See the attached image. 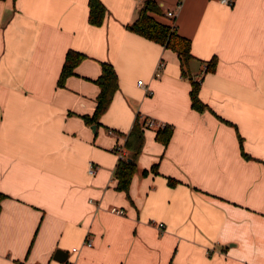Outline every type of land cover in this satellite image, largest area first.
Returning <instances> with one entry per match:
<instances>
[{
    "label": "crops",
    "instance_id": "crops-1",
    "mask_svg": "<svg viewBox=\"0 0 264 264\" xmlns=\"http://www.w3.org/2000/svg\"><path fill=\"white\" fill-rule=\"evenodd\" d=\"M101 1L95 25L89 0H0V264H264V0H156L192 40L201 111L177 52L129 28L145 0ZM69 49L86 57L59 85ZM102 61L119 87L89 123ZM136 119L126 192L115 148Z\"/></svg>",
    "mask_w": 264,
    "mask_h": 264
},
{
    "label": "trees",
    "instance_id": "trees-1",
    "mask_svg": "<svg viewBox=\"0 0 264 264\" xmlns=\"http://www.w3.org/2000/svg\"><path fill=\"white\" fill-rule=\"evenodd\" d=\"M162 10L156 0H145L141 7L137 18L129 24V28L145 37L161 43L162 45L173 49L177 52L181 63L183 75L190 76L188 71L189 62L193 58L191 51L192 40L180 34L175 25L165 23L156 18V14H161ZM106 15V6L101 0H89V21L92 24L100 25L103 23ZM86 55L78 50L69 49L63 64V68L59 78V85H63L68 76L74 74L75 67L83 60ZM216 57L208 62V68H212L216 64ZM191 100L192 106L197 110H204L208 105L200 98V81L193 79L191 76ZM100 87V92L97 96V106L92 115H84L85 120L89 123H98L101 115L109 107L115 92L119 87L118 74L114 65L108 61L101 62V73L95 79ZM173 128L169 124L159 128L157 137L162 142L167 143L171 138ZM145 141L142 122L136 119L131 131L126 136L124 147L128 149V153L124 156H119L118 162L114 170V176L117 181V188L120 190L129 191L130 183L136 172L137 158L142 151ZM120 151L119 147L115 148ZM155 170V165L152 166ZM147 171V170H146ZM173 184L175 181L170 179ZM0 193V198L2 197ZM172 264V263H171Z\"/></svg>",
    "mask_w": 264,
    "mask_h": 264
},
{
    "label": "built area",
    "instance_id": "built-area-1",
    "mask_svg": "<svg viewBox=\"0 0 264 264\" xmlns=\"http://www.w3.org/2000/svg\"><path fill=\"white\" fill-rule=\"evenodd\" d=\"M137 1H144V0H137ZM221 1L224 2V3H226V4H228V5H232L234 3V0H221ZM166 14L169 15V16H175L176 13H175V10L169 9L166 12ZM163 66H164V61L163 60H160L159 63H158V67L156 69V75H160V70H161V68ZM138 82L140 84H142L143 83V80L140 79ZM145 125L148 126V127H158V128H162V127L165 126V123L162 122V121H157L156 119L150 118V119L146 120ZM109 132L112 133L113 130L112 129H109ZM118 147H119V150H120L118 152L119 153V156H124L126 154V151L124 149V145L123 144H120V145H118ZM95 171H96V166L91 165L89 167V173L94 174ZM110 210L112 212H115V213H118V214H125L126 213L125 209H123L121 207H117V206H112L110 208ZM158 226L160 228H163L164 227V224L162 222H160V223H158ZM86 244L87 245H92L93 244L92 239H90V238L87 239L86 240Z\"/></svg>",
    "mask_w": 264,
    "mask_h": 264
}]
</instances>
